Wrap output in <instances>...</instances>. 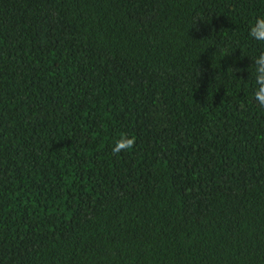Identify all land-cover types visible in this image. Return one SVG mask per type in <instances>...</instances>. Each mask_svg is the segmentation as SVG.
Here are the masks:
<instances>
[{
	"label": "trees",
	"instance_id": "obj_1",
	"mask_svg": "<svg viewBox=\"0 0 264 264\" xmlns=\"http://www.w3.org/2000/svg\"><path fill=\"white\" fill-rule=\"evenodd\" d=\"M257 15L0 0V264H264Z\"/></svg>",
	"mask_w": 264,
	"mask_h": 264
},
{
	"label": "clouds",
	"instance_id": "obj_2",
	"mask_svg": "<svg viewBox=\"0 0 264 264\" xmlns=\"http://www.w3.org/2000/svg\"><path fill=\"white\" fill-rule=\"evenodd\" d=\"M247 36L249 40L264 46V15L255 16L249 23ZM251 77L254 84L253 97L255 101L264 107V52L251 59ZM135 140L127 136H121L112 146L114 155L133 147Z\"/></svg>",
	"mask_w": 264,
	"mask_h": 264
}]
</instances>
